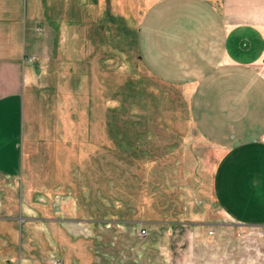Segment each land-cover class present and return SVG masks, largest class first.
I'll return each mask as SVG.
<instances>
[{
	"label": "rangeland",
	"instance_id": "rangeland-1",
	"mask_svg": "<svg viewBox=\"0 0 264 264\" xmlns=\"http://www.w3.org/2000/svg\"><path fill=\"white\" fill-rule=\"evenodd\" d=\"M155 1L23 0L19 54L0 20V264H264V223L217 203L185 86L142 58ZM211 1L264 25V0Z\"/></svg>",
	"mask_w": 264,
	"mask_h": 264
},
{
	"label": "crops",
	"instance_id": "crops-1",
	"mask_svg": "<svg viewBox=\"0 0 264 264\" xmlns=\"http://www.w3.org/2000/svg\"><path fill=\"white\" fill-rule=\"evenodd\" d=\"M22 4L0 0V20L17 27V54ZM139 34L147 67L185 86L198 130L220 151L213 183L222 212L264 223V25L227 24L211 0H156Z\"/></svg>",
	"mask_w": 264,
	"mask_h": 264
},
{
	"label": "built area",
	"instance_id": "built-area-1",
	"mask_svg": "<svg viewBox=\"0 0 264 264\" xmlns=\"http://www.w3.org/2000/svg\"><path fill=\"white\" fill-rule=\"evenodd\" d=\"M261 138H262V140H264V133L262 134ZM140 233H141V234H142V233H145V229L142 228V229L140 230ZM54 264H62V262H61L59 259H55V260H54Z\"/></svg>",
	"mask_w": 264,
	"mask_h": 264
}]
</instances>
